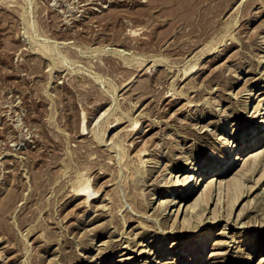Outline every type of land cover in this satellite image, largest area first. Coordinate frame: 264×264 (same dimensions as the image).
Wrapping results in <instances>:
<instances>
[{
    "label": "rangeland",
    "instance_id": "374dc122",
    "mask_svg": "<svg viewBox=\"0 0 264 264\" xmlns=\"http://www.w3.org/2000/svg\"><path fill=\"white\" fill-rule=\"evenodd\" d=\"M263 95L264 0H0V264H264Z\"/></svg>",
    "mask_w": 264,
    "mask_h": 264
},
{
    "label": "bare ground",
    "instance_id": "6f19581e",
    "mask_svg": "<svg viewBox=\"0 0 264 264\" xmlns=\"http://www.w3.org/2000/svg\"><path fill=\"white\" fill-rule=\"evenodd\" d=\"M264 96V95H263ZM262 96V97H263ZM254 137H258L257 138V140L254 142V145L256 146V145H258L260 142H262V141H264V120H262L260 123H259V126H258V129H257V134H256V136H254ZM253 140V139H252ZM254 146H251V144H249V145H246V146H244V147H241V148H239V150H238V153H242L241 155H243L246 151H248V150H250V149H252ZM261 149V148H260ZM259 151V150H258ZM254 153V152H253ZM260 153V152H259ZM248 155V154H247ZM256 155L257 154H253L252 156L254 157H256ZM246 156V155H245ZM245 156H244V158H245ZM252 156H250V157H252ZM262 158V156H257L256 158H254V159H252V161L253 162H256V160H260ZM235 159H238V160H240V157H235L234 158V160ZM226 165V164H225ZM213 169H215V168H212V170ZM213 171H217V170H213ZM224 171V170H223ZM218 173H222V172H217V174ZM84 188V187H83ZM86 188V187H85ZM82 191H85V189H83ZM88 192V191H87ZM81 195V194H80ZM91 195V194H90ZM86 197V196H85ZM91 197V196H90ZM9 200V199H8ZM10 201V200H9ZM7 203V202H6ZM12 203V202H11ZM14 203V202H13ZM7 205H9V204H7ZM11 205V204H10ZM10 205H9V207H10ZM203 251V250H202ZM196 255V254H195ZM195 255H190V257H195L196 259H195V261H197V258H198V254L195 256ZM191 259V258H190Z\"/></svg>",
    "mask_w": 264,
    "mask_h": 264
}]
</instances>
